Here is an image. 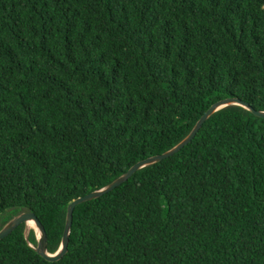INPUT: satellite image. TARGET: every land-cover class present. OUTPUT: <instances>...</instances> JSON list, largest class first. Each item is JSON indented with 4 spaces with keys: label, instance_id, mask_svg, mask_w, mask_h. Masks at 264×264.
<instances>
[{
    "label": "trees",
    "instance_id": "16d2710c",
    "mask_svg": "<svg viewBox=\"0 0 264 264\" xmlns=\"http://www.w3.org/2000/svg\"><path fill=\"white\" fill-rule=\"evenodd\" d=\"M264 112V0H0V230L46 252L68 204L175 147L215 102ZM25 224L0 264H264V118L227 105L169 157Z\"/></svg>",
    "mask_w": 264,
    "mask_h": 264
},
{
    "label": "water",
    "instance_id": "95a60500",
    "mask_svg": "<svg viewBox=\"0 0 264 264\" xmlns=\"http://www.w3.org/2000/svg\"><path fill=\"white\" fill-rule=\"evenodd\" d=\"M231 104L240 105V106L246 108L247 110H249L250 112H252L255 116L264 118V112L255 111L249 105H247L246 103L241 102L237 99L227 98V99H222V100L215 102L206 110V112L204 114H202V116L198 119L195 126L193 127L191 132L187 135V137L185 139H183L175 147H173L171 150L163 153V155L160 154V155L148 157L144 160L138 161L137 163L133 164L123 175H121L120 177L115 179L108 186H106L100 190L90 192L84 196H81V197H78V198L72 200L66 208V219H65V224H64L63 231H62L60 246H59V249L54 254H48L46 252V249H45L46 248L45 231H44L42 225L40 224V222L38 221V219L36 218V216L32 213H24V214H21V215L14 217L4 228H2L0 230V239H3L8 234H10L18 225L25 224V226H26V222L32 221L34 226L39 231V236L37 239V246L34 249L36 254H38L44 260L49 261V262H54V261L59 260L67 250L68 235H69V230L71 227V220H72V211L74 209L73 207H75L76 205H78L82 202L97 198L100 195L111 191L113 188L117 187L118 185H120L121 183L126 181L136 170H138V169H140L146 165H149L151 163H155V162H158L160 160L163 161V159H165V158L169 157L170 155L176 153L178 150H180L182 147H184L186 144H188L193 139V137L195 136V134L199 130L200 126L203 124V122L206 120V118L209 116V114H212L213 112H215V111H217V110H219V109H221L227 105H231Z\"/></svg>",
    "mask_w": 264,
    "mask_h": 264
},
{
    "label": "bare ground",
    "instance_id": "6f19581e",
    "mask_svg": "<svg viewBox=\"0 0 264 264\" xmlns=\"http://www.w3.org/2000/svg\"><path fill=\"white\" fill-rule=\"evenodd\" d=\"M33 226V222L32 221H28V222H26V227L27 228H30V227H32ZM26 228V229H27Z\"/></svg>",
    "mask_w": 264,
    "mask_h": 264
},
{
    "label": "rangeland",
    "instance_id": "374dc122",
    "mask_svg": "<svg viewBox=\"0 0 264 264\" xmlns=\"http://www.w3.org/2000/svg\"><path fill=\"white\" fill-rule=\"evenodd\" d=\"M30 228H32L34 231H35V233L37 234V237L39 236V231L37 230V228L34 226V224H33V226L32 227H30ZM29 229V228H28Z\"/></svg>",
    "mask_w": 264,
    "mask_h": 264
}]
</instances>
